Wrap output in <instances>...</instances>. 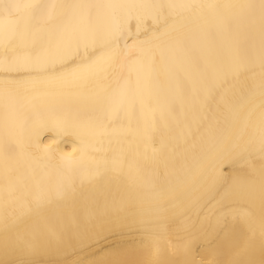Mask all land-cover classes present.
Returning a JSON list of instances; mask_svg holds the SVG:
<instances>
[{
  "label": "bare ground",
  "instance_id": "6f19581e",
  "mask_svg": "<svg viewBox=\"0 0 264 264\" xmlns=\"http://www.w3.org/2000/svg\"><path fill=\"white\" fill-rule=\"evenodd\" d=\"M0 264H264V0H0Z\"/></svg>",
  "mask_w": 264,
  "mask_h": 264
}]
</instances>
